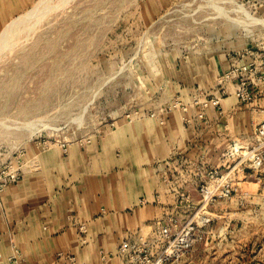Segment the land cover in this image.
Segmentation results:
<instances>
[{
  "label": "rangeland",
  "instance_id": "rangeland-1",
  "mask_svg": "<svg viewBox=\"0 0 264 264\" xmlns=\"http://www.w3.org/2000/svg\"><path fill=\"white\" fill-rule=\"evenodd\" d=\"M24 4L0 28V200L39 153L63 157L70 143L94 142L119 120L153 109L188 111L195 97H227L228 85L235 92L242 77L252 79L241 66L264 56V0ZM249 89L242 104L264 95V80ZM223 150L214 167L235 190L207 204L212 221L204 237L167 264H264V171L232 147ZM201 198L177 215L193 217Z\"/></svg>",
  "mask_w": 264,
  "mask_h": 264
},
{
  "label": "crops",
  "instance_id": "crops-1",
  "mask_svg": "<svg viewBox=\"0 0 264 264\" xmlns=\"http://www.w3.org/2000/svg\"><path fill=\"white\" fill-rule=\"evenodd\" d=\"M24 1L0 0V28ZM227 88L222 111L192 103L188 111L148 110L119 120L94 142L70 143L63 157L48 149L30 159L0 200V264H56L59 252L103 264L101 248H116L128 232L180 213L199 197L217 150L245 142L264 120V95L242 104Z\"/></svg>",
  "mask_w": 264,
  "mask_h": 264
},
{
  "label": "built area",
  "instance_id": "built-area-1",
  "mask_svg": "<svg viewBox=\"0 0 264 264\" xmlns=\"http://www.w3.org/2000/svg\"><path fill=\"white\" fill-rule=\"evenodd\" d=\"M249 54L252 56V52ZM241 74L249 75V78H252L248 80V78L242 77L240 85L235 91L240 100L246 101L251 98L252 94L249 87L264 80V56L260 64L251 58L250 62L241 66ZM224 93L225 91H223ZM220 99L219 95L202 99L195 97L192 104L201 105L203 108L209 105L221 108ZM183 109L187 110V107L185 106ZM232 151L240 161L249 160L250 166L254 170L264 171V120L256 125L252 143L235 142L232 145ZM206 175V180L199 186L202 204L193 217L182 219L177 214H171L166 219L155 221L149 233L141 229L128 232L115 251L100 252L103 264L113 258H119L122 264H167L169 259L179 258L193 248L204 237L206 233L204 227L212 221V217L207 213L209 202L219 197H229L235 190L229 174H224L218 168L207 169ZM10 176L7 181L17 178L16 174ZM2 189L1 186L0 191ZM56 264L80 263L76 254L59 252Z\"/></svg>",
  "mask_w": 264,
  "mask_h": 264
},
{
  "label": "bare ground",
  "instance_id": "bare-ground-1",
  "mask_svg": "<svg viewBox=\"0 0 264 264\" xmlns=\"http://www.w3.org/2000/svg\"><path fill=\"white\" fill-rule=\"evenodd\" d=\"M34 12H35V11H34ZM37 14H38V13H37ZM37 16H39V15H37ZM22 20H23V19H22ZM26 22H27V21H26ZM15 27H16V26H15ZM13 28H14V27H13ZM12 30H13V29H12ZM12 30H11V31H12ZM14 30H15V29H14ZM18 30H19V29H18ZM3 32H4V31H3ZM15 32H16V31H15ZM19 33H20V32H19ZM19 33H18V34H19ZM21 34H22V33H21ZM21 34H20V35H21ZM7 35H8V34H7ZM7 35H6V36H7Z\"/></svg>",
  "mask_w": 264,
  "mask_h": 264
}]
</instances>
